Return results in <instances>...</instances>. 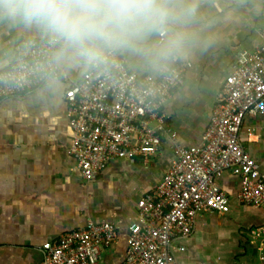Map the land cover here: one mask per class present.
I'll return each instance as SVG.
<instances>
[{
  "label": "crops",
  "instance_id": "0c3cea01",
  "mask_svg": "<svg viewBox=\"0 0 264 264\" xmlns=\"http://www.w3.org/2000/svg\"><path fill=\"white\" fill-rule=\"evenodd\" d=\"M194 2L191 27L199 39L185 58L154 67L116 53L128 71L140 76L157 78L178 64L186 68L182 84L162 106L176 138L163 137L160 155L114 160L95 180L81 177L69 153L72 132L64 91L79 83L91 64L68 65L66 80L59 78L54 89L42 79L25 92L0 99V264H40L42 245L89 222L117 228L115 243L101 263L116 264L123 258L137 201L171 166L173 144L201 145L232 63L263 43L264 0ZM49 37L36 27L0 23V71L13 61L19 42ZM238 138L264 171V114L246 116ZM216 183L229 197V210L198 212L191 233L170 247L172 264H264V237L251 233L264 226V210L237 199L240 177L232 172H224Z\"/></svg>",
  "mask_w": 264,
  "mask_h": 264
},
{
  "label": "built area",
  "instance_id": "2783aa9c",
  "mask_svg": "<svg viewBox=\"0 0 264 264\" xmlns=\"http://www.w3.org/2000/svg\"><path fill=\"white\" fill-rule=\"evenodd\" d=\"M53 47L51 37L19 42L13 61L0 71L5 77L0 79V99L39 85L44 78L37 69ZM184 68L178 64L157 78L140 76L128 71L115 53L109 65H91L79 83L64 91L72 132L69 153L85 181L95 180L114 160L160 155L165 135L175 140L162 106L182 84ZM59 78L66 80L65 71ZM257 114H264V37L253 52L240 53L232 63L201 145L173 144L171 166L137 201L126 250L116 264H172L169 249L191 233L198 212L229 210V197L216 183L226 171L240 177L237 199L264 210V171L238 138L244 118ZM251 233L264 237V226ZM116 236L115 224L89 222L42 245L40 264H102L101 256Z\"/></svg>",
  "mask_w": 264,
  "mask_h": 264
},
{
  "label": "clouds",
  "instance_id": "9594fccd",
  "mask_svg": "<svg viewBox=\"0 0 264 264\" xmlns=\"http://www.w3.org/2000/svg\"><path fill=\"white\" fill-rule=\"evenodd\" d=\"M195 11L194 0H0V23L52 38L37 70L54 89L68 65L106 67L117 52L154 67L185 58L199 39L191 27Z\"/></svg>",
  "mask_w": 264,
  "mask_h": 264
}]
</instances>
